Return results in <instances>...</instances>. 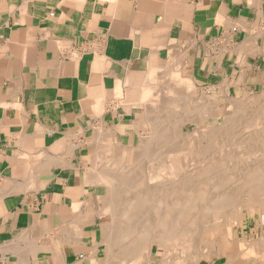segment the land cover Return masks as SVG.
<instances>
[{"label":"crops","instance_id":"0c3cea01","mask_svg":"<svg viewBox=\"0 0 264 264\" xmlns=\"http://www.w3.org/2000/svg\"><path fill=\"white\" fill-rule=\"evenodd\" d=\"M171 71L264 95V0H0V264H96L91 171L138 147L142 89Z\"/></svg>","mask_w":264,"mask_h":264},{"label":"bare ground","instance_id":"6f19581e","mask_svg":"<svg viewBox=\"0 0 264 264\" xmlns=\"http://www.w3.org/2000/svg\"><path fill=\"white\" fill-rule=\"evenodd\" d=\"M173 53L175 52L173 51ZM168 68L171 69L173 67L168 66ZM165 69H167V67L164 68V70ZM151 70L149 69L148 72L151 73ZM156 71L155 69V73ZM167 72L169 73L170 71ZM171 72L173 75L169 77H165L167 75L163 76L162 74L164 72L161 73L162 76L157 78L153 77L154 79L151 75H149L150 77L147 76L152 80H148V84L144 85L142 89L141 104L146 113L142 128L146 129V127L150 125L148 127V129L151 130L150 135L144 139L142 138L138 148H123L117 146L115 148V164L112 162V154L115 153L112 150L113 148L108 150L102 149L98 155V161L96 160L98 162L96 168L93 169H96V172L91 169L93 171H91L92 177L96 174L94 177L99 178L98 182L103 183V185L105 184L108 188L106 192V194H108L102 204L103 208H101L102 213L106 214L102 234L104 242L101 241L104 243L105 247L103 248H106V253L102 264H152L151 255L154 252L159 259L156 264H208L206 258L210 259L211 264H215L216 260L221 257L224 258L222 264H246V260L249 258H254L259 264H264L263 239L247 241L244 232L241 240H235L234 236V228H243L245 218H247L249 214H252L255 208H258L262 214H264V159H259L256 155L254 158L255 163L251 161L252 166L249 165L250 162L247 164L249 165V167L247 166L248 169L246 170L244 168L246 172L243 171L245 173L241 176L238 175V179H235V182H233L234 185L230 184L232 187L229 185L231 182L230 178L228 180L229 183L226 179H223L221 181L219 180V182L214 180L212 181V183H214L210 185L211 179L213 180V178H209L212 176L211 173H215L214 171L220 168L221 171H219L222 172V167H224L221 166L218 168L217 166L220 165L217 163L218 161L216 163L214 161L215 165L213 167H208L210 165L209 163V165L205 167L206 169L200 168L202 170L196 171H193V167L187 163L184 168H190L188 170L190 173H183L181 170L183 168L182 162L184 159H190L191 157H195L196 153H200L196 151L197 147L194 146L195 144L192 145L194 140L197 141L195 134L198 132L189 135L181 133V126L189 120L187 117L188 115L192 116L193 114L192 117L196 115L199 120L191 116L190 118H192L194 122L197 120L199 125L204 124V122L210 119H213L214 122H218L221 117V120L223 119L221 121L222 125L226 124L228 126V124H232L235 120L239 122L241 118L247 115L249 107L253 106L256 110L254 109L255 112L252 111L253 113L250 114L252 115L250 118H253V120L250 119L252 120L250 123L254 126L260 125L263 128L264 103L260 102V100H254L253 98V100L251 98H246L248 102L247 100L245 101L244 97L240 99V101L226 99L224 100L225 103L222 102V104L219 102H212L210 97L197 93V87H194L193 81L189 79V77H186L187 79H178L180 76L176 73L179 71H174V73L173 71ZM167 109H170L172 112L170 113V111H168L170 114H168V112L166 113ZM222 109L224 111L227 109L230 113L223 114L224 112ZM159 126L161 127L158 128ZM177 127L179 128L177 129ZM262 130L264 131V128ZM204 131L207 133V129L202 130V132L199 131V133H203ZM216 131L215 129L214 134ZM220 133H222V131H220ZM169 134L171 136H169ZM173 134H175L174 138L178 142H181L180 144L177 143L178 145L173 142L176 146L170 142V140H174L171 139ZM212 135L213 133H211V136ZM216 135L217 134H215V136ZM248 136L247 138L245 137L246 140L252 139L250 136V138H248ZM261 136L259 140H254V149L258 152L264 149V135L263 137ZM93 138L95 137L93 136ZM199 138L201 139V137ZM167 139H170L169 142L172 144L168 142L170 144H168L169 147H165L166 150L162 152L163 155L159 154V157H162L164 160L158 163V168H152L151 164H153V158H156V152L158 151H156L157 146L155 143L157 144L158 141L163 142ZM214 139L216 140L215 137ZM212 146L213 145H211V147ZM256 151L254 153H256ZM203 152L205 153V151ZM139 157L140 160L142 157V159L148 158L149 162H151L147 163L148 166H144H147L148 171L146 176L147 184H145L146 180H142L140 176V178H137L134 175V177L130 179L126 176L128 175L126 172L127 165L131 164L132 166V164L137 162ZM256 157L259 160H256ZM219 161L223 162L222 160ZM139 162L140 161H138V163ZM184 162L186 163L187 161ZM225 162L226 161H224V164L226 165ZM240 162L241 161H237L235 164L238 166L240 164L243 165V163ZM138 163L136 164L138 165ZM206 163L207 162H205V164ZM142 164L143 163H141V165ZM237 165L236 170L242 167L241 165L240 167ZM135 166L129 167L127 171L129 172V169L135 168ZM180 166L182 167L180 168ZM141 168L142 166L138 168V171L143 172ZM136 170L137 169H134L135 172L131 170V173L135 174ZM185 171L187 172V169ZM144 173H146V170ZM138 175L139 174L136 173V176ZM88 177V181L86 182L92 179V177L91 179L90 176ZM205 177L210 180H205L207 179ZM204 180L208 181V183ZM91 182H94V180ZM225 187L228 188L224 190ZM222 188L223 191H221ZM209 189H213V194L218 190L220 191L215 195L212 194V197L210 196L211 198L208 199L206 192ZM164 191L167 192L165 196L170 200L168 201L166 199L167 201L165 202H171L172 200L173 202L168 204L162 202V205L160 201V204L152 201L155 195H159V193L162 194ZM210 192L212 193V191ZM210 192L208 191L209 195L211 194ZM203 196L207 199L205 197L203 198ZM75 204L77 207L78 203ZM147 205L150 208H148ZM84 206L85 208L87 207L86 205ZM88 210L89 209H87V211ZM89 211V214L86 213V215H91L90 213H92V210L90 209ZM77 215L80 217L79 213ZM84 217H80V219L83 218L82 220H85ZM91 218L92 216L90 219ZM76 232L77 230L74 233H79ZM223 232L227 234L228 238L232 240L233 243H236L234 247L220 245ZM159 251L160 254H158Z\"/></svg>","mask_w":264,"mask_h":264},{"label":"rangeland","instance_id":"374dc122","mask_svg":"<svg viewBox=\"0 0 264 264\" xmlns=\"http://www.w3.org/2000/svg\"><path fill=\"white\" fill-rule=\"evenodd\" d=\"M181 77H178V79H180ZM193 84H194V81H193ZM194 87H196L195 86V84H194ZM196 90L198 91L197 93L199 94H204V95H206V96H208V97H210L211 98V101L212 102H219V103H221L222 104V102L223 103H225L224 102V100H226V99H230L231 101L233 100V101H240V99H243V97H244V99H245V101L247 100L246 98H253L254 100H260V102H263L264 103V95H257V94H248L247 92H244V93H237V94H232V93H229L226 89H222V88H207V87H202V88H196ZM180 95H181V93H180ZM185 95V94H184ZM258 97V98H257ZM256 98V99H255ZM252 99V100H253ZM248 101V100H247ZM249 102V101H248ZM251 103V102H250ZM254 107L252 106V107H249V109L247 110V115L244 117V118H241L240 120H239V122H238V120H235V122H232V124H228V126L226 125H222V123H221V121L223 120H221V117L219 118V120H218V122H214V120L213 119H210V120H208L207 122H204V124H202V125H199L198 123H197V120H195V122L192 120V118H194V119H198L199 120V118L198 117H196V115H194V117H192L193 116V114H192V118H190V116L188 115L187 117L189 118V120H188V122L187 123H184L182 126H181V129H182V131H181V133H183V134H186V135H189V134H193V133H196V132H198L197 134H195V138H196V140L197 141H195L194 140V142H193V144L192 145H194V146H196L197 147V152H200V153H196V156L195 157H191L190 159L189 158H186V160L184 159V161H187L186 163L183 161L182 162V164H183V168L181 169L182 171H183V173L185 172V173H190V172H188V170L190 169H188L187 167H185L186 169H187V172L185 171L186 169L184 168V166L185 165H187V163H188V165H190L191 167H193V171L195 170H202V169H204L206 166H208L209 165V163H210V165L208 166V167H213L214 165H215V163L217 162V163H219L220 165L219 166H217L218 168H220L221 166H224V167H222L223 169H222V172H223V174H222V172H220L221 171V168L220 169H217V167H216V169H217V171L215 170L214 172L215 173H211L212 174V176H208L209 178H213V180L211 179V184L210 185H212L213 183H212V181H218L219 182V180L221 181V180H223V179H226V181L229 183V178L231 179L230 181V183H229V185L231 184H233L234 185V183L233 182H235V179H238L237 177H239V176H241L243 173H245L246 172V170L248 169V167H249V165H251V161H254V163H255V156L257 155L258 157H259V159H261L262 158V160L264 159V149L263 150H261V151H256V149H254V140L255 141H257V140H259V138H260V136L261 137H263V135H264V131L262 130L263 128H262V126H260V125H258V126H254V125H252V123H250L252 120H253V118H250V116H252V115H250V114H252L253 112L252 111H254ZM223 110V109H222ZM226 111H224L223 110V114H229L230 113V111H228L227 109H225ZM256 110V109H255ZM168 111H170V109H167L166 110V113L168 112ZM172 111H170V113H171ZM255 112V111H254ZM169 112H168V114H170ZM222 114V113H221ZM247 116H249V117H247ZM250 119H252V120H250ZM192 120V121H191ZM236 121H237V123H236ZM249 122V123H248ZM161 123V122H160ZM146 126V125H145ZM150 126V125H149ZM148 126V127H149ZM152 126V125H151ZM222 126V127H221ZM148 127H146V129H143L144 130V133L142 134V136H141V141H142V138L144 139V138H146L147 136H149L150 135V132H151V130L150 129H148ZM161 126H159L158 128H160ZM210 128V129H208V128ZM217 127V128H216ZM226 127V128H225ZM152 128H153V126H152ZM179 127H177V129H178ZM201 128V129H200ZM196 129V130H195ZM198 129V130H197ZM200 129V130H199ZM207 129V133H206V131H204L203 133H199V131L200 132H202V130H206ZM215 129L217 130L216 131V133L215 134H217L216 136L218 137V139H217V137L215 136V134H214V132H215ZM256 129V130H255ZM150 130V131H149ZM210 130H212V131H210ZM214 130V131H213ZM193 131V132H192ZM219 131V132H218ZM220 131H222V133H220ZM210 132V133H209ZM224 132V133H223ZM256 132V133H255ZM259 134H258V133ZM169 133V132H168ZM167 133V134H168ZM211 133H213V135L211 136ZM227 133V134H226ZM170 134H171V132H170ZM169 134V136H171ZM199 134V135H198ZM201 134V135H200ZM203 134V135H202ZM256 134V135H255ZM174 135L175 134H173L172 135V137H171V139H174V140H170V139H167L166 141H163V142H159L158 141V143L156 144L155 143V145L157 146V148H156V158H153V161H152V163L153 164H151V166H152V168H158L159 167V165H158V163L159 162H161V161H163L164 159L162 158V157H159L160 155L159 154H161V155H163V153L162 152H164V150H166L165 149V147H169L168 146V144L170 143V142H174V143H181V142H178L175 138H174ZM186 135H184V136H186ZM224 135V136H223ZM250 136L252 139H248V140H246V138H247V136ZM252 135V136H251ZM258 135V136H257ZM260 135V136H259ZM248 136V138H250ZM255 136V137H254ZM175 137H178V136H175ZM199 137H201V139L199 138ZM214 137L216 138V140L214 139ZM246 137V138H245ZM254 137V138H253ZM258 137V138H257ZM170 138V137H169ZM179 138V137H178ZM245 138V139H244ZM193 139V138H192ZM243 139V140H242ZM169 140H170V142H169ZM246 140V141H245ZM140 141V142H141ZM213 141H215V142H213ZM166 142V143H165ZM169 142V143H168ZM172 143H170V144H172ZM173 143V144H174ZM169 144V145H170ZM176 144H174L175 146H176ZM140 145V144H139ZM139 145H138V147H139ZM178 145V144H177ZM211 145H213L212 147H211ZM252 146V147H251ZM117 146L115 145V147H113V149L111 148V147H109V146H107L105 149H103V150H108V149H112L113 150V152H115V153H113L112 155V162H113V164H115V159H116V148ZM138 147H135V148H138ZM215 149V150H214ZM218 149V150H217ZM198 150H201V151H198ZM207 150V151H206ZM195 151V152H196ZM203 151H205V153L203 152ZM210 151V152H209ZM256 151V153H254ZM220 152V153H219ZM248 152H249V155H248ZM158 153V154H157ZM203 153V154H202ZM246 153V154H245ZM243 154V155H242ZM255 154V155H254ZM204 155V156H203ZM225 155V156H224ZM240 156V157H239ZM245 156V157H244ZM254 156V157H253ZM261 156V157H260ZM242 157V158H241ZM143 158V157H142ZM141 158V160H140V157L137 159V162L136 163H138V161H140L139 163H138V165H139V167H141L142 166V168H141V170H143V172L142 171H138V165L136 164V166H135V164H132V166H131V164L129 165H127V170H128V168L129 167H134L135 166V168H132V169H129L130 171L128 172L127 170H126V172L128 173V175H126L127 177H129V179L131 178V177H134V175H135V177H137V178H140L141 177V179L142 180H146V183H145V181H144V183L145 184H147V178H146V176H147V163H151V162H149V160H148V158H144V159H142ZM156 159V160H155ZM188 159V160H187ZM257 157H256V160H259ZM144 160V161H143ZM219 160H222L223 162H221V161H219ZM143 161V162H142ZM158 161V162H157ZM214 161H215V163H214ZM224 161H226L225 163H226V165L224 164ZM227 161H228V163H227ZM237 161H241L240 163H243V165H241L242 167H240V165L238 166L237 164H235V162H237ZM205 162H207L206 164H205ZM221 162V163H220ZM232 162V163H231ZM250 162V163H249ZM141 163H143L142 165H141ZM146 163V164H145ZM235 165H234V164ZM249 163V165H247ZM253 163V162H252ZM253 163V164H254ZM182 164H180V165H182ZM224 164V165H223ZM145 165H147L146 167H144ZM229 165V166H228ZM236 165L238 166V167H240V168H238V170H236ZM248 166V167H247ZM252 166V165H251ZM182 166H180V168H181ZM196 168V169H195ZM200 168H202V169H200ZM230 168V169H229ZM233 168V169H232ZM246 170H245V169ZM134 169H137L136 170V173H138L139 175L138 176H136V173L134 174H132L131 173V170H133L134 171ZM206 169V168H205ZM226 169V170H225ZM145 170H146V173H144L145 172ZM220 170V171H219ZM231 170V171H230ZM233 170V171H232ZM242 170V171H241ZM219 171V172H218ZM240 171V172H239ZM243 171H245V172H243ZM135 172V171H134ZM126 173V174H127ZM131 173V174H130ZM144 173V175L142 176V174ZM131 176H130V175ZM214 174V175H213ZM225 174V175H224ZM210 175V174H209ZM218 175V176H217ZM234 175H236V176H234ZM239 175V176H238ZM140 176V177H139ZM234 178H233V177ZM221 177V178H220ZM226 177V178H225ZM236 177V178H235ZM143 178H145V179H143ZM205 178H207V177H205ZM234 180H233V179ZM205 180H210V179H205ZM204 180V181H205ZM233 180V181H232ZM203 181V182H204ZM205 182H207L208 183V181H205ZM209 182V183H210ZM144 184V185H145ZM230 185V187H232ZM212 188V187H211ZM228 187H225L224 188V190L225 189H227ZM108 190V189H107ZM208 191L210 192V191H212V193L209 195L208 194ZM207 192H206V196H207V198L208 199H210L211 197H212V194H213V189L212 190H208ZM218 191H220V190H218ZM217 191V192H218ZM221 191H223V188L221 189ZM165 192V193H164ZM164 192H162V194H160L159 193V195H155V199L153 198V202H157L158 204H160V202H161V204L163 205V203L162 202H165V201H167L168 199H167V197L165 196V194H167V192L166 191H164ZM215 192V191H214ZM217 192L215 193V194H217ZM163 193H164V195H163ZM219 193V192H218ZM215 194H213V195H215ZM209 195V196H208ZM211 196V197H210ZM164 197V198H163ZM205 196H203V198H204ZM163 198V199H162ZM206 198V197H205ZM206 198V199H207ZM167 199V200H166ZM156 200V201H155ZM160 201V202H159ZM168 201H170V200H168ZM171 202H173V200L171 201ZM171 202H165L166 204H168V203H171ZM204 202H205V199H204ZM205 205V204H204ZM148 206V205H147ZM147 206H145V207H147ZM144 207V208H145ZM148 208H150L149 206H148ZM245 213V212H244ZM203 225V224H202ZM244 227L243 228H241V227H238V228H234V236H235V240H241L242 239V237H243V232H244V234H245V239L247 240V241H254L255 239H263L264 240V214H262V212L258 209V208H255V210L253 211V213L252 214H249L248 216H247V218H245V220H244ZM241 230V231H240ZM259 236V237H258ZM101 241H103V235H102V240ZM104 242V241H103ZM232 244V245H231ZM101 246H103V247H105L104 246V243H102L101 242V244H100ZM220 245L221 246H227V247H234L235 245H236V243H233L232 242V240H230L229 238H228V236H227V234H225L224 232H223V234H222V236H221V241H220ZM101 248V250H103L102 252L100 251V256H99V258L100 259H98L97 260V262H96V264H102L103 262H104V256H105V253H106V248H103L102 249V247H100ZM161 250V249H160ZM158 254H160V251L158 252ZM151 257H152V264H156L157 262H158V257L156 256V254H155V252L154 253H152V255H151ZM154 258V259H153ZM206 260L208 261V264H211V262H210V259L209 258H206ZM222 262H224V258L223 257H221L220 259H218V260H216V263L215 264H222ZM235 264H237V263H235ZM246 264H259L254 258H249V259H247L246 260Z\"/></svg>","mask_w":264,"mask_h":264}]
</instances>
